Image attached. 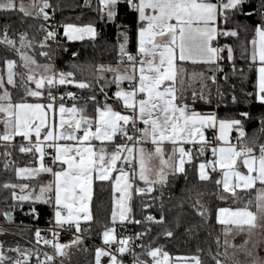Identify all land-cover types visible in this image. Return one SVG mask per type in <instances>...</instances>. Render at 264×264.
<instances>
[{"label": "snow or ice", "instance_id": "1", "mask_svg": "<svg viewBox=\"0 0 264 264\" xmlns=\"http://www.w3.org/2000/svg\"><path fill=\"white\" fill-rule=\"evenodd\" d=\"M82 7L96 16L77 25L56 21L62 6L54 0H0V191L8 193L0 218L13 224L16 209L28 205L24 214L38 221L37 205L50 209L45 229L0 224V236L20 237L0 239V264H71L73 249L88 252L97 182L112 196L95 229L102 244L93 264H264V111L250 110L264 109V0H84ZM130 14L134 29L124 22ZM97 24L115 26V64L73 52L68 70L58 69L64 39L95 42ZM238 58L256 78L239 94L231 81L247 76ZM226 99L249 110L220 116ZM17 155L30 159L21 166ZM189 172L216 191L189 187ZM181 177L186 196L170 204ZM241 193L243 207L207 202L237 203ZM186 202L201 226L213 219L224 226V239L174 258L165 249L185 226ZM63 231L73 238L61 242Z\"/></svg>", "mask_w": 264, "mask_h": 264}, {"label": "trees", "instance_id": "2", "mask_svg": "<svg viewBox=\"0 0 264 264\" xmlns=\"http://www.w3.org/2000/svg\"><path fill=\"white\" fill-rule=\"evenodd\" d=\"M54 2L60 4L62 6V10L58 11L56 13V19L60 22H67V23H74L77 25L88 23L92 20H94L96 14L95 12L91 11L90 9L83 8L82 5L84 3V0H54ZM93 3H95V0H93ZM128 23L130 26L134 29V16L129 15L126 20L124 21ZM97 28L100 31V35L97 38L95 42L87 39L83 41H66L64 40V47L67 48L66 52H61L60 55L56 59V66L58 69H63L65 71L68 70L66 67L67 64L73 61L72 53L78 52L80 54L79 60H90L94 64H108L112 63L115 64V56L116 52L113 49L112 45L115 43V33L116 29L114 25H108V26H102L100 24H97ZM250 39V37H249ZM239 49L236 50V55L239 57ZM42 62V61H41ZM237 67L238 68H244L245 74L247 76V79L242 81L239 76L237 78H234L231 83H234L236 85V91L237 94H239L240 89L244 88L247 91L253 90V85L255 84V74L248 72L247 64L237 59ZM71 88L72 86H68ZM225 103H229V101L226 99ZM215 106V105H214ZM238 110H249L244 108L243 106H240V108H236L230 105L227 108L221 107L219 109V115L224 116L226 113L235 112ZM253 115H258L261 111H264L261 107L254 106L250 108ZM257 125L255 123H251L247 127V131L249 133L252 132L253 128H255ZM234 135V134H233ZM18 161V163L23 166L28 162L30 159L27 156H19L17 155L15 157ZM215 176V174H214ZM215 178H220L219 176H216ZM191 184H198L201 190H204L208 193H212L216 191V188L213 184H207L202 185L199 184V182L196 179V176L194 173L189 172V187ZM185 187V181L181 177L176 181L175 188L172 189L174 193V198L170 202V204H178L179 200L186 196V193H182L181 189ZM8 195V193L0 191V199H2L3 196ZM168 193H165V199L167 200ZM111 189L105 184L103 187L100 186V183L97 182L96 185H94V194H93V201L91 204V208L93 211L94 216L96 217L98 223L97 225H94V232L90 236L93 240L99 241V238L96 233L95 229L99 226V223L103 222L104 216L107 214H110L111 211ZM248 198V196L241 193V200L237 201V203H232L229 201L228 203H223L219 200H216L214 198H208L207 202L217 205V206H225V207H243L244 201ZM0 207H3V204L0 203ZM38 211L44 213L40 217V219L33 220L30 216H26L24 212L28 211V205H25L24 211H21L20 209L18 211H15L14 213V219L15 223L9 224L17 226L16 228H10L13 231H18L22 227H28V226H44L47 225L46 221L50 218V209H48L44 205H37ZM137 215L139 214V209H135ZM179 207H173V214L176 212H179ZM184 213L186 214L184 217L185 220V226L181 227L177 230V234L175 239H172L171 241L167 242L166 249L172 257H178V256H191L195 254V250L197 246L201 248L207 249L209 245L215 249V239L217 237L222 238V227L221 225L217 224L216 221L213 219L210 224L201 226V221L198 216H196L190 208H188L187 202L184 205L183 209ZM22 222V224H21ZM0 224L5 225L2 218H0ZM185 227H192L193 231L191 233H187L185 231ZM208 233H212L211 236L208 235ZM32 238V233L25 231L24 232V239H30ZM0 239H8L11 240H20V237H2L0 236ZM24 241L21 240V243ZM94 244L91 242L85 241L83 248H88V252L77 251L76 249L72 250V261L71 264H93V256H94Z\"/></svg>", "mask_w": 264, "mask_h": 264}, {"label": "built area", "instance_id": "3", "mask_svg": "<svg viewBox=\"0 0 264 264\" xmlns=\"http://www.w3.org/2000/svg\"><path fill=\"white\" fill-rule=\"evenodd\" d=\"M57 22H60L59 20L56 19ZM61 36H62V30H61ZM66 41H68L66 38L64 39ZM19 209H16V211H18ZM4 227H7V228H16L17 226H14V225H9V224H5L3 225ZM48 225H44V226H28V227H39L41 229H45L47 228ZM46 237H47V234H46ZM72 234L67 232V231H63L61 232L60 234V240L61 242H67V241H70L72 239ZM85 241L87 242H91L93 243L95 246H100L102 243L100 241H95L93 240L91 237H89L87 234H85Z\"/></svg>", "mask_w": 264, "mask_h": 264}, {"label": "crops", "instance_id": "4", "mask_svg": "<svg viewBox=\"0 0 264 264\" xmlns=\"http://www.w3.org/2000/svg\"><path fill=\"white\" fill-rule=\"evenodd\" d=\"M42 62H43V61H42ZM203 107H204L205 110H208V107H207V106H203ZM212 107L214 108L215 106L213 105ZM42 179H43V181H47L48 179H50V177L44 175V176L42 177ZM238 191H240V190H238ZM221 227L223 228L224 226L221 225ZM222 236H223V235H222ZM242 239H243L242 236H238V237H236L234 243L239 244V243L242 242Z\"/></svg>", "mask_w": 264, "mask_h": 264}, {"label": "rangeland", "instance_id": "5", "mask_svg": "<svg viewBox=\"0 0 264 264\" xmlns=\"http://www.w3.org/2000/svg\"><path fill=\"white\" fill-rule=\"evenodd\" d=\"M88 38L86 37L85 38V40H87ZM223 239H224V237L222 236V238H221V242H223ZM99 241L102 243V239L101 238H99Z\"/></svg>", "mask_w": 264, "mask_h": 264}]
</instances>
